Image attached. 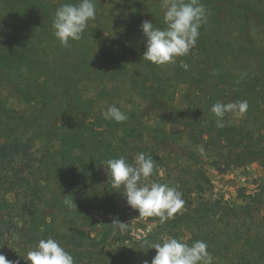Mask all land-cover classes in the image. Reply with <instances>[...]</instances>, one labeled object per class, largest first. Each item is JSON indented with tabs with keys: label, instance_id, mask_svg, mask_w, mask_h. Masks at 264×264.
I'll return each mask as SVG.
<instances>
[{
	"label": "trees",
	"instance_id": "obj_1",
	"mask_svg": "<svg viewBox=\"0 0 264 264\" xmlns=\"http://www.w3.org/2000/svg\"><path fill=\"white\" fill-rule=\"evenodd\" d=\"M75 2L0 0V180L24 189L17 208L26 244L51 237L74 264H150L156 251L145 240L162 243L164 236L176 237L204 219L210 227L201 241L213 264H264V179L237 207H186L164 224L157 222L141 240L125 244L110 225L111 179L99 191L86 182L91 169L122 156L127 139L134 145L143 136L144 111L132 97L160 107L186 89L181 111L193 116L196 128L213 134L241 162L264 163V0H200L208 15L195 47L165 65L143 58L141 30L144 20L166 27L163 0H116L115 27L103 25L106 11L93 0L95 19L80 40L64 47L54 36V13L61 4ZM254 27L261 43L255 42ZM86 79L93 81L89 95L81 92ZM236 101H247V110L237 111L238 118L226 113L225 126L218 128L212 105ZM113 104L127 121L103 118L102 111ZM165 143L162 135L154 141ZM72 199L76 209L64 203ZM91 208L104 214L93 234L67 218L70 210L86 220ZM108 239L118 243L104 251L101 244ZM28 250L0 254L30 264Z\"/></svg>",
	"mask_w": 264,
	"mask_h": 264
},
{
	"label": "rangeland",
	"instance_id": "obj_2",
	"mask_svg": "<svg viewBox=\"0 0 264 264\" xmlns=\"http://www.w3.org/2000/svg\"><path fill=\"white\" fill-rule=\"evenodd\" d=\"M115 1L100 0L106 11L102 18L103 25L106 27H115L116 25L113 20L114 13L118 12L115 8ZM109 11H112V14L108 15ZM253 31L255 32V42L261 43L262 35L258 33L256 27L253 28ZM180 90L184 91L182 88ZM92 91L93 81L90 79L84 80L81 92L84 95H89ZM122 91H127V84H124ZM187 92V89L182 93L177 92L175 100H168L160 107L132 97L136 100V106L139 107L138 111L140 109L144 111V134L140 139H134V145L136 146L133 145V140L127 139L129 144L124 146L125 152L122 153V156L131 164H134L135 156L138 153H145L153 158L155 169L153 176L149 179L177 186V190L183 194L184 207L178 213L184 211L186 207H193L194 205L197 207L201 205L237 207L242 204L246 195L257 191L259 188L262 179H264V163L259 160L241 162L233 155H229L226 152L227 149L213 134H206L196 128L193 116L181 111L186 109ZM233 115V117L238 118L240 113L235 111ZM158 135L164 137L165 144L154 145ZM201 146L204 149L203 153L198 151ZM107 172V164L101 162L99 166L89 171L86 182L99 191L105 186L108 178L112 181L111 175ZM51 190V185L45 187L46 196L49 198L43 200L47 204H49V199L52 196L49 195ZM108 193L110 194L111 207L110 225L120 243L125 244L133 240H141L153 229L157 222H160L159 217H144L139 215L137 210L128 206L123 195V187L116 189L112 184V190ZM23 200V188L17 186L13 188L8 183H3L0 180L1 251H19L27 247L29 249L28 254L33 247H36V245L26 244V237L21 234L23 222L17 206ZM69 212L67 218L77 221L91 234L99 229L101 216L104 215L98 208H91L90 217L84 220L79 219L76 212L70 210ZM114 219L127 223L126 229H115L112 224ZM203 221L205 220L201 219L196 227L181 229V232H177L176 237L172 238L184 243L201 240L206 235L203 231L207 229V226L210 227V224L207 225ZM164 238L166 239V236ZM117 243H113L108 239L101 246L105 251L113 248Z\"/></svg>",
	"mask_w": 264,
	"mask_h": 264
},
{
	"label": "clouds",
	"instance_id": "obj_3",
	"mask_svg": "<svg viewBox=\"0 0 264 264\" xmlns=\"http://www.w3.org/2000/svg\"><path fill=\"white\" fill-rule=\"evenodd\" d=\"M165 28L155 27L151 21L144 20L141 30L146 37V50L143 58L156 65L175 63L177 57L186 56L195 47L200 35V27L207 22V10L200 0H163ZM96 17V4L93 0H76L75 3L61 4L54 13L52 27L54 36L64 47L69 41H78L90 20ZM183 67L187 70L188 65ZM247 101H236L212 105L210 111L216 117V126H225L226 113L245 112ZM131 110V106H129ZM106 120L116 123L125 122L128 116L115 104L102 111ZM198 151L204 152L201 146ZM108 174L111 175L113 187L124 189L126 203L144 217H159L163 223L180 212L185 201L177 186L170 183H159L149 178L153 176L155 162L150 155L138 153L134 164L124 156L106 162ZM69 208H75L72 200H65ZM114 228L125 230L127 223L114 219ZM144 243L148 249H155L156 254L150 264H213V257L207 250L206 242L197 240L191 245L169 237L162 243ZM30 264H74L73 256L56 240L49 237L41 239L36 247L27 254ZM0 264H16L0 254ZM144 264H149L145 261Z\"/></svg>",
	"mask_w": 264,
	"mask_h": 264
}]
</instances>
